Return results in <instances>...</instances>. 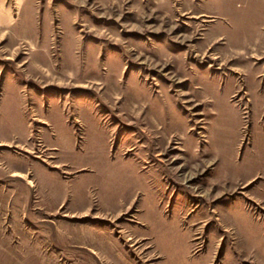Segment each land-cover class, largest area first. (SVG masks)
<instances>
[{"label": "rangeland", "instance_id": "rangeland-1", "mask_svg": "<svg viewBox=\"0 0 264 264\" xmlns=\"http://www.w3.org/2000/svg\"><path fill=\"white\" fill-rule=\"evenodd\" d=\"M0 264H264V0H0Z\"/></svg>", "mask_w": 264, "mask_h": 264}]
</instances>
